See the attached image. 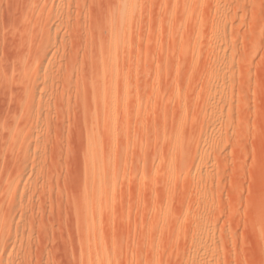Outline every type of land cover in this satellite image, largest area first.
<instances>
[{"label": "rangeland", "instance_id": "obj_1", "mask_svg": "<svg viewBox=\"0 0 264 264\" xmlns=\"http://www.w3.org/2000/svg\"><path fill=\"white\" fill-rule=\"evenodd\" d=\"M0 264H264V0H0Z\"/></svg>", "mask_w": 264, "mask_h": 264}]
</instances>
